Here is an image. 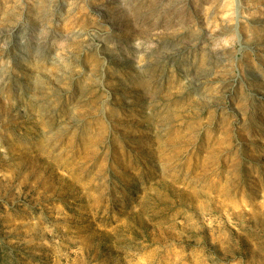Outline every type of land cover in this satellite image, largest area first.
Here are the masks:
<instances>
[{
    "label": "rangeland",
    "instance_id": "374dc122",
    "mask_svg": "<svg viewBox=\"0 0 264 264\" xmlns=\"http://www.w3.org/2000/svg\"><path fill=\"white\" fill-rule=\"evenodd\" d=\"M0 264H264V0H0Z\"/></svg>",
    "mask_w": 264,
    "mask_h": 264
},
{
    "label": "bare ground",
    "instance_id": "6f19581e",
    "mask_svg": "<svg viewBox=\"0 0 264 264\" xmlns=\"http://www.w3.org/2000/svg\"><path fill=\"white\" fill-rule=\"evenodd\" d=\"M175 218V217H174ZM176 258V257H175Z\"/></svg>",
    "mask_w": 264,
    "mask_h": 264
}]
</instances>
